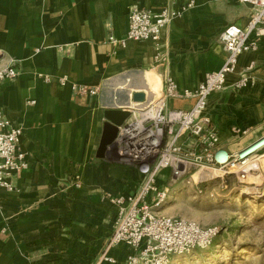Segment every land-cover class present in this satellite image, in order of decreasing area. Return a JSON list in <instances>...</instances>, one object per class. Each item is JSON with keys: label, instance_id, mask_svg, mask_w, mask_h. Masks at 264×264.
Here are the masks:
<instances>
[{"label": "crops", "instance_id": "crops-1", "mask_svg": "<svg viewBox=\"0 0 264 264\" xmlns=\"http://www.w3.org/2000/svg\"><path fill=\"white\" fill-rule=\"evenodd\" d=\"M189 1L194 6L162 30L158 47L109 42L125 37L133 9L176 10ZM251 12L236 0H0V67L18 72L0 84V110L22 130L19 150L28 165L12 178V191L0 188V264L98 261L117 217L113 200L134 194L143 182L114 152L96 157L104 110L149 106L166 77L179 90L196 89L225 60L220 34L228 26L244 28ZM257 41L256 51L239 57L225 89L208 99L206 114L232 153L264 136V38ZM244 73L254 84L237 91ZM73 85L97 95L79 96ZM134 94H142V102L134 104ZM191 105L167 101L168 109ZM168 176L162 172L157 182ZM129 253L123 244L109 251L117 263Z\"/></svg>", "mask_w": 264, "mask_h": 264}, {"label": "built area", "instance_id": "built-area-1", "mask_svg": "<svg viewBox=\"0 0 264 264\" xmlns=\"http://www.w3.org/2000/svg\"><path fill=\"white\" fill-rule=\"evenodd\" d=\"M236 1L249 5L252 12L244 28L228 26L220 34L219 42L226 52L221 67L208 73L194 90H179L176 82L166 77L156 100L142 109L131 108L130 118L118 128L108 151L115 153L119 163L135 168L143 182L134 194L113 200L118 210L113 233L95 264H170L175 257L211 247L219 236L216 226H201L188 219L160 214L158 210L168 199L169 189L157 180L162 172H169L170 181L175 182L192 172L191 178L200 176L203 171L220 179L224 175L245 179L243 169L264 150L263 146L244 156L248 152L245 148L233 153L223 149L219 134L206 114L209 97L225 89L228 76L237 71L239 57L256 51L257 40L264 38V0ZM193 6L194 2L189 1L176 10L133 9L125 37L109 38V42L120 48H125L128 42H151L158 47L162 30ZM252 70L251 63L246 72ZM17 75L13 66L0 67V84ZM43 79L49 82L48 77ZM66 82V77L59 79L61 85ZM253 84L252 76L244 73L234 89L245 90ZM72 90L82 97L97 95L94 88L86 85H73ZM168 100L191 101L192 105L188 110L168 109ZM22 134L0 110V188L6 191L13 190L12 178L28 166L26 154L19 150ZM77 187H80L78 183ZM121 244L130 253L117 263L109 251Z\"/></svg>", "mask_w": 264, "mask_h": 264}, {"label": "rangeland", "instance_id": "rangeland-1", "mask_svg": "<svg viewBox=\"0 0 264 264\" xmlns=\"http://www.w3.org/2000/svg\"><path fill=\"white\" fill-rule=\"evenodd\" d=\"M243 172L245 179L235 175L220 179L203 171L175 182L168 176L160 183L169 189L160 214L220 230L211 247L175 257L170 264H264V150Z\"/></svg>", "mask_w": 264, "mask_h": 264}, {"label": "water", "instance_id": "water-1", "mask_svg": "<svg viewBox=\"0 0 264 264\" xmlns=\"http://www.w3.org/2000/svg\"><path fill=\"white\" fill-rule=\"evenodd\" d=\"M142 100H143L142 94H134L132 96V102L134 104H139L140 102H142ZM130 110H131L130 106H127L126 108L123 109L107 108L104 110L103 117L105 122L103 124L101 140L96 153L97 158L99 159L105 158L109 147L113 146L114 144V141L117 137L118 128L123 126L126 123V121L130 118L131 116ZM255 143L251 144L250 146L254 145ZM250 146L246 147L244 151H246Z\"/></svg>", "mask_w": 264, "mask_h": 264}, {"label": "bare ground", "instance_id": "bare-ground-1", "mask_svg": "<svg viewBox=\"0 0 264 264\" xmlns=\"http://www.w3.org/2000/svg\"><path fill=\"white\" fill-rule=\"evenodd\" d=\"M156 78H157V77H156ZM156 80H157V81H156V87L158 88V87L160 86V81H159L158 78H157ZM252 146H253V147H252ZM252 146H250L246 151H250V150L253 149V148H257L256 150H258L259 148H262V147L264 146V140H261V141H259L258 143H256L255 145H252ZM251 147H252V148H251ZM256 150H254V152H255ZM246 154H247V152L245 153L244 156H247Z\"/></svg>", "mask_w": 264, "mask_h": 264}]
</instances>
